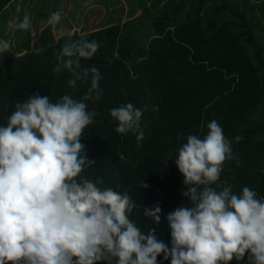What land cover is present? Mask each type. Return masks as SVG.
<instances>
[{
    "label": "clouds",
    "instance_id": "obj_1",
    "mask_svg": "<svg viewBox=\"0 0 264 264\" xmlns=\"http://www.w3.org/2000/svg\"><path fill=\"white\" fill-rule=\"evenodd\" d=\"M60 20L57 9L39 25L57 31ZM17 31L34 33L29 15L6 21V33ZM71 37L69 32L54 53L53 71L66 72L72 90L78 82L87 85L82 96L66 91L51 100L48 94H28L11 104L0 123V264H264V196L247 185L233 191L232 184L219 180L233 154L215 120L203 137L190 133L176 149L172 161L185 186L184 203L164 214L167 243L156 232L159 202L142 206L126 190L100 187L98 177L82 174L95 160L81 143L96 115L88 102L98 101L103 89L100 70L81 62L100 45ZM10 46L0 37V56ZM44 50L32 48L37 55ZM108 113L117 133H133L141 141V109L126 102ZM140 187H147L144 179ZM141 207L151 224L147 232L130 218Z\"/></svg>",
    "mask_w": 264,
    "mask_h": 264
},
{
    "label": "trees",
    "instance_id": "obj_2",
    "mask_svg": "<svg viewBox=\"0 0 264 264\" xmlns=\"http://www.w3.org/2000/svg\"><path fill=\"white\" fill-rule=\"evenodd\" d=\"M10 1L0 0V12ZM159 2L153 0V12L145 8L123 22L87 32L73 29L71 38L95 39L100 45L90 60L81 62L100 70L103 89L98 101L88 102L96 115L81 143L95 160L82 174L98 177L100 187L126 190L142 206L159 202L156 232L167 243L163 217L184 203L185 187L172 160L186 136L203 137L211 120L222 127L233 154L224 162L219 180L232 184L233 191L247 185L264 196V49L253 31L259 22L253 23L251 10L244 7L250 0H167L161 6ZM261 11L264 17V8ZM47 28L25 52L10 49L0 56V123L11 104L28 94H48L55 100L67 91L79 98L87 87L78 82L72 90L68 74L53 71L54 53L69 32L57 35ZM261 31L264 34V26ZM37 46L44 52L34 54ZM126 102L142 112L144 136L139 143L133 133H117L108 113ZM143 179L146 188L140 187ZM130 218L143 232L151 227L142 207Z\"/></svg>",
    "mask_w": 264,
    "mask_h": 264
},
{
    "label": "rangeland",
    "instance_id": "obj_3",
    "mask_svg": "<svg viewBox=\"0 0 264 264\" xmlns=\"http://www.w3.org/2000/svg\"><path fill=\"white\" fill-rule=\"evenodd\" d=\"M167 0H160L161 6ZM153 0H20V11L17 13V0H11L0 12V37L9 39L10 49L15 54H21L30 49L32 42L39 36L41 28L39 21L45 20L48 15L61 10V20L57 25V35L79 29L82 32L92 31L104 27L116 21L123 22L126 19L142 13L145 8L153 12ZM241 5V3H234ZM244 7L251 10V21L259 22L253 28L255 37L264 49V34H261V27L264 26V17L261 9L264 3H257L250 0ZM29 15L33 22L34 33H6V21L14 15ZM257 24V23H256ZM252 31V32H253Z\"/></svg>",
    "mask_w": 264,
    "mask_h": 264
}]
</instances>
